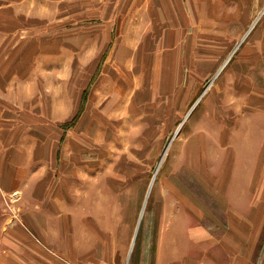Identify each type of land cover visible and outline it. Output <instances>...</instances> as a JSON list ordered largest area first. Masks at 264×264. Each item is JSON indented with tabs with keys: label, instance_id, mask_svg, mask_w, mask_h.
I'll return each mask as SVG.
<instances>
[{
	"label": "crops",
	"instance_id": "1",
	"mask_svg": "<svg viewBox=\"0 0 264 264\" xmlns=\"http://www.w3.org/2000/svg\"><path fill=\"white\" fill-rule=\"evenodd\" d=\"M0 1L47 6L53 16L63 3L113 5L105 17L130 20L123 27L125 35L133 34L117 48L148 61L149 73L141 76L151 79L143 80L156 84L160 77L167 84L161 86L164 98L176 90V103L183 98L180 85L203 82L185 70L221 67L228 39L243 36L259 8L258 0ZM247 46L243 52L264 48V42ZM200 48L204 57L197 56ZM239 64L223 120H207V109L202 124L179 141L174 167L153 194L104 183L109 173L92 164L83 168L78 156L61 157L52 138L44 140L32 125L0 112V264H125L137 240L138 252L127 264H264V59ZM28 76L46 78L36 66ZM139 80L126 104L135 109H129L151 108L147 99L160 107L163 95L156 89L161 97L154 98ZM51 126L43 128L55 131ZM90 144L95 150L100 143ZM185 178L194 188L183 184Z\"/></svg>",
	"mask_w": 264,
	"mask_h": 264
},
{
	"label": "rangeland",
	"instance_id": "2",
	"mask_svg": "<svg viewBox=\"0 0 264 264\" xmlns=\"http://www.w3.org/2000/svg\"><path fill=\"white\" fill-rule=\"evenodd\" d=\"M258 2L259 8L254 12L255 5L243 36L228 39V54L221 67L201 68V74L195 69L185 70L192 79L203 82L180 85L183 98L176 103L172 99L176 90L170 100L164 98L166 93L161 91L167 84L160 77L156 84L143 80L149 78L142 77L149 73L148 61L137 60L138 53L128 48H117L130 42L133 34L125 35L123 27L131 25L130 20L105 17L113 5L63 3L58 5V15L53 16L47 6L0 1V98L5 97L0 102L5 108L0 112L14 123L32 125V132L44 140L52 138L57 147L61 145V157L78 156L83 168L92 164L94 170L109 173L102 179L104 183L120 185L119 188L126 185L133 190L147 188L153 194L161 186L164 172L174 167L179 141L194 125L202 124L207 109V120L213 119L217 125L223 120L221 110L224 111L226 93L233 96L240 59H264L262 46L243 52L251 47L247 45L264 42V0ZM139 36L134 35L138 40ZM215 38L219 40L217 36L213 41ZM196 53L204 57L202 48ZM35 66L45 72L46 78L35 76L31 81L28 75ZM137 79H141L139 85L149 84L145 87L151 88L154 98L163 95L164 99H158L162 101L160 107L148 99L143 103L150 102L151 108H142L143 111L126 105ZM156 89L161 94L157 95ZM7 93L12 96L8 98ZM23 94L28 95L27 100ZM69 109H73V115L68 116ZM45 125H54L55 131H45ZM93 140L100 143L95 150L88 148ZM183 184L194 188L187 178ZM149 201L150 196L147 204ZM153 216L155 221L156 212ZM151 226L155 228V223ZM148 242L152 247L154 235ZM139 243L137 240L132 244L125 264L137 254Z\"/></svg>",
	"mask_w": 264,
	"mask_h": 264
}]
</instances>
